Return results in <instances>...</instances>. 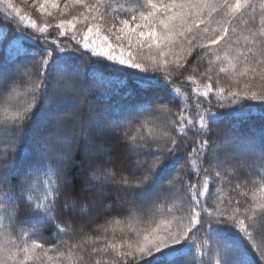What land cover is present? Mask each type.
<instances>
[{
  "label": "snow or ice",
  "instance_id": "6c2138e0",
  "mask_svg": "<svg viewBox=\"0 0 264 264\" xmlns=\"http://www.w3.org/2000/svg\"><path fill=\"white\" fill-rule=\"evenodd\" d=\"M47 2L37 0V11L52 17ZM70 5L83 11L69 10L70 18L54 26L35 19L25 24L18 9L17 17L7 14L19 18L25 31L31 28L23 37L31 50L19 47L12 63L0 66V264H84L85 254L94 264H206V254L215 256V264H257L249 260L253 253L264 264V175L252 188L236 183L237 198L213 195L214 184L242 164L251 161L264 170V139L257 152L254 137L234 139L221 126L228 116L239 118L240 109L214 110L242 101L264 107V0H66L62 17ZM51 6L58 8L57 0ZM77 62L86 64L83 71ZM100 64L135 78L143 99L131 115L146 116L142 127L150 126L147 135L140 128L133 132V122L114 118L107 106L103 113L89 111L86 120L77 116L81 128L106 118L131 161L117 171L109 157L93 172L97 184L82 189L91 193L92 206L115 192L106 211L120 218L106 219L96 231L123 225L127 239L119 244L76 230L72 217L83 218L89 205L71 193L60 169L48 165L22 172L15 161L19 140L45 102L88 107L95 87L90 77ZM198 71L207 83L202 93L192 90L193 99L184 94V82L196 83ZM216 71L231 77L226 87L218 75L213 83ZM193 172L197 182H186ZM61 194L65 199L58 206ZM158 213L165 218L158 220ZM142 221L150 223L133 226ZM46 224L57 233L51 247L37 239Z\"/></svg>",
  "mask_w": 264,
  "mask_h": 264
},
{
  "label": "trees",
  "instance_id": "16d2710c",
  "mask_svg": "<svg viewBox=\"0 0 264 264\" xmlns=\"http://www.w3.org/2000/svg\"><path fill=\"white\" fill-rule=\"evenodd\" d=\"M21 0H0V66L8 67L12 63V55L17 51L19 47L29 48L31 50V41L23 39L28 33L31 32V28L25 31V24L28 23L29 19H35L38 24H42L45 20L50 21L53 26L60 20L67 16H60V13L53 10V16L48 17L46 14H35L33 11H29L27 8L22 7L23 2ZM12 4L13 7L9 8L8 4ZM49 3V1L47 2ZM14 9L19 10V17H23L25 24H19V18L15 20H10L8 13H11L12 17H17V12ZM56 12V13H55ZM78 14V13H77ZM75 15V13L73 14ZM70 18V17H69ZM19 25V26H18ZM77 27H83L82 24H77ZM52 34L55 35V29H51ZM103 35L104 32L102 31ZM115 39L112 35H109V39ZM115 42V41H113ZM99 43V41H97ZM78 63L80 70L83 71L86 64ZM200 63L199 61H194V64ZM204 67H207V62H204ZM96 75L90 77L92 87L90 95L88 97V107H81L75 104L73 101H65L61 103H48L45 102L40 112L33 119V121L28 125L27 130L23 137L19 140L17 144V151L15 154V161L17 168L22 172L31 171L33 167L39 166L41 168L50 165L53 168H58L70 181V191L75 196L79 197L80 201L89 205V212L87 216L83 218L79 214L72 217L75 223L76 230L83 228L85 232H91L95 237L103 240L107 238L108 240H114L116 243H120L121 239H127V229L121 232L123 225L112 224L109 225V231L104 232L103 229L96 231L99 224H104L106 219L117 218L115 212H107V204L110 203L115 198V192L109 191L108 194L100 202L99 207L96 208L94 214L90 213V207L92 203L88 196L91 193H84L86 185V179L89 175H93L96 170L97 165L103 163L111 157V164L116 168L117 171L120 170L122 164L127 166L131 161L125 159V154L120 145L119 138L112 135L109 131V125L107 124L106 118L101 121V124L92 123L84 128H81L80 124L77 122V116L81 120H86L89 111L95 113H103V110L107 106L109 113L114 118L127 117V120L133 122L132 131L135 132L136 128H140L144 135L148 134L149 127H142L143 122L147 119L146 116H136L131 115L133 112V106L137 105L142 99L143 94L137 89L135 78L126 75L124 72H113L111 71L110 65L100 64L96 66ZM202 71V69L200 70ZM200 71L195 75L197 77L196 83H189L185 81V87L183 89L184 94L195 98L193 93L194 88H198L202 93L204 91V86L207 83L206 78H200ZM151 74V73H149ZM217 75L220 78L221 86H227L231 77L225 76V74H220L218 71L214 72L213 83L216 81ZM55 77H53L54 79ZM116 82H120L119 86ZM203 97H201L202 99ZM215 103V99L213 101ZM227 103V102H225ZM207 106V105H205ZM231 108L240 109V117L233 118L228 116L222 123V127H226L230 130L232 138H241L246 136L254 137L257 143V152L261 146V141L264 139V107L260 106L258 102L253 101H242L237 105H229L226 109L214 108L215 111H228ZM173 111H176L174 109ZM52 113L53 116L64 115L70 118L60 119L62 131L60 134L62 136V146L60 151H47V144L50 145L51 136L55 135L57 127L54 128L51 121L48 120L47 115ZM127 125V121H123ZM59 132V131H58ZM57 132V133H58ZM7 140V138H5ZM46 143V145H45ZM90 143L89 148L92 151L88 155V151H82L78 148L81 145H86ZM190 147L194 146L192 141H189ZM48 148H50L48 146ZM82 148V147H81ZM3 149L0 148V151ZM93 154L100 157V162L97 164H90L89 158ZM13 156L10 153L9 159ZM89 164H88V163ZM207 167V165H205ZM264 175V170L260 169L258 166L251 164L249 161L247 166H241L234 175L228 176L220 182L214 184V197L221 198L227 201L230 198H237L238 193L233 191L235 184H246L248 188H252V181H256L257 184L260 183V176ZM202 178V173H201ZM15 179H19L16 177ZM186 182L191 181L196 183V175L193 172L192 175L185 177ZM167 183V181H165ZM199 190V189H198ZM218 190V191H217ZM94 191V190H92ZM183 194L191 199L192 193L183 189ZM37 195L41 198L43 197V191L38 190ZM88 195V196H87ZM64 194H61L58 201V206L64 203ZM242 199V198H241ZM173 203V202H172ZM179 206V201L175 202ZM185 206L187 201L185 200ZM171 202L169 203V206ZM120 209L117 208L116 212ZM22 217L24 216L21 213ZM27 223H31V219L24 217ZM86 218V219H85ZM88 218V219H87ZM95 218L96 223L89 224L90 220ZM163 213L157 214V219H164ZM170 218V217H169ZM61 220H67L68 216H61ZM134 227L142 228L145 224L150 223V221L142 222H132ZM56 230L52 224L40 225V236L37 239L45 242L46 246L51 247L52 243L56 238ZM64 239H68L65 237ZM72 241H69L71 243ZM42 254V250H41ZM86 259L84 264H94V259H88L87 254H85ZM255 258L257 264H259V257L253 253L249 260ZM206 264H215V256L213 254L205 255ZM44 264H49L47 260ZM55 264V262H53Z\"/></svg>",
  "mask_w": 264,
  "mask_h": 264
},
{
  "label": "rangeland",
  "instance_id": "374dc122",
  "mask_svg": "<svg viewBox=\"0 0 264 264\" xmlns=\"http://www.w3.org/2000/svg\"><path fill=\"white\" fill-rule=\"evenodd\" d=\"M49 1V3H46V7L48 8V10H50L51 12H53V10H55L56 12L58 11L59 12V9H63L64 8V5H65V2H66V0H57V4H58V8H52V6H51V0H48ZM20 2H23V4H22V7L24 8V9H28L29 11L31 10V11H33V13H35V14H41V12H39V11H37V0H21ZM71 11V14H77V13H79L80 11H83V9L79 6V5H70L69 6V9H65V11L66 12H68V11ZM55 12V13H56ZM61 16V15H60ZM70 16H66L65 18H69ZM113 37H115V36H113ZM112 41H115V39H111ZM52 114V113H51ZM47 117H48V120L49 121H51L52 122V124H53V126H54V128L55 127H57V131L55 132V135H53V137L51 136V138H49L50 140V145H48L47 144V147H43V148H46V150L47 151H54V152H56V151H60L59 149L61 148V146H62V136H61V134H60V130L62 131V128H61V125L62 124H60V122L58 121V120H60V119H66V118H70V117H68V116H64V115H58V116H49V114L47 115ZM58 119V120H57ZM59 131V132H58ZM58 132V133H57ZM62 143V144H61ZM45 145H46V143H45ZM88 145H90V143H87L86 145H81V147H79L78 146V148L80 149V150H82V151H88V155H90V152L89 151H92L90 148H89V146ZM48 146L50 147V148H48ZM92 157L91 158H89V163L90 164H97V163H99L100 162V157L97 155L96 156V154H93L92 153V155H91ZM87 162V163H88ZM88 163V164H89ZM248 164H242L241 166H247ZM240 166V167H241ZM86 185L85 186H91V185H95V184H97V181H95L93 178H92V175H89V177L86 179ZM167 184V183H166ZM85 188V187H84ZM92 190H94V189H92ZM148 195H151V194H148ZM88 196V195H87ZM100 200H98L97 202H96V204H95V206H92V207H90V213H92V214H94V212H96V208H98L99 207V204H100ZM171 202V201H170ZM169 202V203H170ZM172 203V202H171ZM85 216H87V215H85ZM86 219V218H85ZM88 219V218H87ZM149 222V221H148ZM77 227H79V226H76V229H77ZM80 230V229H79ZM79 230H77V231H79Z\"/></svg>",
  "mask_w": 264,
  "mask_h": 264
}]
</instances>
